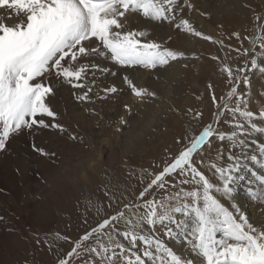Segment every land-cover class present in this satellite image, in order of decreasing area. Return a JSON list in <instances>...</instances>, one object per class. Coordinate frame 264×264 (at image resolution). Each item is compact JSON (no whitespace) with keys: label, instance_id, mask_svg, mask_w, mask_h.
<instances>
[{"label":"snow or ice","instance_id":"1","mask_svg":"<svg viewBox=\"0 0 264 264\" xmlns=\"http://www.w3.org/2000/svg\"><path fill=\"white\" fill-rule=\"evenodd\" d=\"M185 5L192 7L187 0L184 4H178L177 0H0V9L7 10L6 14H0V152L6 150V142L11 136L23 129L31 130L35 126L64 131L60 123H46L42 118L46 116L55 120L57 116L48 103L54 88L51 81L43 82L44 77L54 73L57 79H62L73 88L87 87V91L77 96L78 100L87 101L92 87L84 81L89 71L94 77L93 85L97 72L117 75L89 57H102L121 67L154 69L183 55L162 48L156 42H142L140 37L146 35L143 31L124 30L125 24L120 18L127 12H138L159 22L179 19L176 28L205 40L211 39L196 31L187 19L177 15ZM13 19L14 23L8 22ZM233 35L239 39L238 33ZM259 48L260 52L251 58L250 68H238L234 73L225 66L223 70L233 85L242 80L248 87L250 79L247 72L258 69L264 73V40ZM244 54L249 55V50L245 49ZM258 57L261 59L258 60ZM85 59L87 62L82 63ZM37 78L41 82H36ZM124 82L137 98L155 95L147 89L137 88L127 76ZM103 91L106 94L115 93L117 88L113 85ZM229 96L236 98V106L228 108L226 105L218 115L225 110L231 112L237 131L226 135L214 131L212 125L206 126L191 146L155 174L140 192L138 199L144 200L142 205H124L125 210L143 208L144 213L128 218L124 211H118L109 216L80 237L67 256H74L82 242L96 236L95 246H84L85 251L94 254L92 264H96V258L100 264H120L121 259L123 264H197V258L200 264H264V225L257 227L249 222L236 202L237 188L234 187L244 179L242 172L248 167L247 161L264 159V143L259 144L258 155L248 153L247 141L239 137L250 131L260 132L261 127L254 122L257 114L247 109L243 96L237 95L235 86ZM242 104L245 106L241 107ZM258 116L264 121V110ZM213 136H218L222 142L225 139L231 142L228 163L210 165L214 169L215 180L209 178L193 159V153L205 142H210ZM33 149L41 155H49L35 144ZM220 159L223 161L222 155ZM172 173L182 177L179 180L181 185L194 186L192 190L182 188L164 201L145 199L151 189H165L168 183L166 177ZM259 183L261 193L252 198L264 203V176ZM171 186L175 187V183ZM173 200L175 206L172 205ZM120 221H124L127 230H119L117 225ZM106 227H110V231L103 233L107 240L103 243L99 235ZM159 229L163 231L157 235ZM182 235L184 242L191 244V258L182 257L168 244V241ZM117 237H123L131 247L126 248ZM137 242L143 247L138 248ZM59 264H69V261L60 259Z\"/></svg>","mask_w":264,"mask_h":264},{"label":"rangeland","instance_id":"2","mask_svg":"<svg viewBox=\"0 0 264 264\" xmlns=\"http://www.w3.org/2000/svg\"><path fill=\"white\" fill-rule=\"evenodd\" d=\"M6 13L7 10L0 9V14ZM248 14L242 28L237 32L239 39L234 36L231 42H225L209 33L211 38L215 37V49L219 56L226 49L228 55L226 66L234 73L238 68L251 67V58L260 52L259 44L264 40V0H257L252 4L248 8ZM133 15H135L133 12H127L120 18L125 27L133 20ZM13 21L15 19L8 22ZM256 30L258 34L254 37ZM245 49L249 50V55L244 54ZM88 59L114 72H116L114 68L117 70L125 68L114 66L111 60L102 57L92 56ZM175 60H170L165 65L172 67L169 73H155L156 68L133 66L137 67L135 70L139 71V75L127 74L129 80L137 88H147L148 91L155 93L154 96H146L143 99L137 98L124 82V77H118V74L101 75L97 72L93 85L94 77L89 71L84 83L92 87V91L88 93L87 101L77 99V96L88 90L87 87L73 88L62 79H57L54 73L51 77H44L43 82H52L54 94L48 98V103L57 116L55 120L46 116L42 118L46 123H60L64 131L51 127H37L42 131L48 130L49 133L42 138L45 145L40 143L44 147H40L41 145L39 147L44 149L50 146L51 138L54 136L65 142H57L54 147L57 160L49 165L52 169H48L47 176L43 178L40 176L33 183L31 192L25 191L22 179L25 173L20 164L22 156L25 157V152H31L32 147L28 146L29 150L24 143L19 142L17 136L21 135L22 130L13 134L6 142V150L0 152V159L5 155V159L10 161L2 164L4 171L0 173V264H59L60 259H68L69 264H92L94 254L85 251L84 246H95L98 238L96 236L82 242L81 248L74 256L71 258L67 256L80 237L118 211H124L128 218L136 213H144L143 208L125 210L124 205H142L144 200L138 199L140 192L155 174L162 171L181 151L190 147L192 141L206 126L212 125L216 132L229 134L233 132L232 113L225 110L222 115H218V112L225 109L226 105L228 108L236 106V98L229 96L233 86L237 88V95H242L244 100L248 97L245 92L249 86L246 87L242 80L239 84L233 85L224 71L209 80L198 95H194L193 106L184 98L179 104L171 89H162L160 83H155L161 81L168 85L167 87H171L170 84L175 82L179 73ZM81 62L86 63L87 59ZM257 71L258 69L247 72L250 86ZM153 77L155 84L148 81ZM143 83L146 85L143 86ZM113 85L117 88L115 93L106 94L103 91L104 88ZM164 112L168 114L166 121L161 118ZM23 131L24 135L29 129ZM87 138L97 141L98 144L90 148ZM211 139L219 138L213 136ZM252 139L248 138V142L252 143ZM149 141L154 142L151 148H147L146 145ZM206 144L207 142L193 153V159ZM104 148H107L108 152L104 151L107 153L102 154L100 158L99 149L101 151ZM35 153L37 154V151ZM39 157L40 159L33 163L46 167L49 163L47 155ZM227 163L226 158L224 164ZM210 165L209 163L203 166L208 168L205 171L203 167L200 168L209 178L213 177L214 172ZM10 167L16 169L6 170ZM13 172L16 175L13 176ZM262 176L264 175L257 174L253 180L260 181ZM181 178L178 173H172L166 177L168 183L165 189L153 188L146 194L145 199L164 201L167 197L175 196L182 188L185 191L192 190L194 186L179 183ZM173 183L175 187L171 186ZM172 205L175 206L174 200ZM117 227L120 231L127 230L124 221H120ZM109 231L110 227L102 230V234L99 235L101 242L107 243L103 233ZM162 231L163 229H159L156 234L159 235ZM117 239L126 248L131 247L123 237ZM172 242L179 246L185 245L183 248L190 245L184 242L183 235ZM137 247L143 246L137 242ZM137 254L142 255V252ZM96 264H100L98 258ZM120 264H123L122 259Z\"/></svg>","mask_w":264,"mask_h":264},{"label":"bare ground","instance_id":"3","mask_svg":"<svg viewBox=\"0 0 264 264\" xmlns=\"http://www.w3.org/2000/svg\"><path fill=\"white\" fill-rule=\"evenodd\" d=\"M187 2L190 3L192 7L188 8L185 5L183 7V11L177 13L179 17L187 19L192 27L196 31L202 32L204 36L210 37L211 34L209 33H213L216 37H220L221 40H224L225 42H231V40H233V37L235 36L233 34L239 32V30L242 28L246 16H249L248 8L251 7L252 4H255L257 0H187ZM177 3L184 4L185 0H177ZM134 14L135 15H133V20L131 21L134 23L129 22L124 30L143 31L146 33V35L144 37H140L142 42H156L160 44L162 48H167L183 54L174 61L177 68L179 67V73L178 77L175 79V82H172L170 84L171 87H167L168 85H164L161 81L155 83H160L161 85L159 86H163L161 87L162 89H171V93L176 96L175 99L177 100V103L180 104V100L184 98L187 100L186 102L189 105L193 106L194 95H198L199 92H201L200 89L204 88L209 83V80H212L213 78L219 76L222 72H224L223 69L227 65L228 57L227 52H225L226 49L225 51H223L220 57L215 49V37L214 39L211 38L209 40H205L203 39V37H197L191 32L178 29L176 28L175 24L179 23V19H176L175 21L169 20L159 22L145 18L138 12ZM14 22L15 21H13L12 23ZM257 34L258 30L255 31L254 37H256ZM213 57H215V59H213ZM260 59L261 58H259L258 60ZM196 61H198V63H194ZM114 69L116 70L118 77H125L127 76V74L136 76L139 75V71L135 70L137 69V67H125L123 69L118 68V70L116 68ZM170 71H172V67L164 65L157 66L155 73H169ZM39 80L40 79L37 78L36 82H40ZM154 80L155 78L153 77L148 81L151 84H155ZM200 80H202V82H200ZM142 81L143 80H141V82ZM145 85L146 84L143 83V86ZM167 92L166 94H168ZM245 94L248 95V97H246L244 100L246 102V107L248 110H251L253 113L257 114L254 118V122L260 125L261 131H250L247 135L239 138L245 139L247 141L248 153H256L258 155V146L260 143H264V122H261L258 116V113L264 110V74L259 70L252 80V86H249V88H247ZM149 108L150 107H148V109ZM167 115V112H164V115L163 117L161 116V118L166 121L168 117ZM237 119L239 120L240 117H238ZM231 126H233L231 128L233 131H237V129L234 127V124ZM23 132L24 131L22 130V133ZM22 133H20L21 135L17 136L20 139L19 142L24 143L27 148L28 146L32 147L31 152H25L24 150H22L26 155L25 157L22 156V164H20V166L24 168L25 173L24 177L22 178L23 185L25 186V191L31 192L33 183H35V181H37L40 176L41 178L47 176L49 172L48 169H52L49 165L53 161L55 162L57 160V154H55L54 152V147H56L57 142L65 141L61 139L58 140L56 136L51 138L52 144L44 148L45 151L49 153V155H47V162L49 163L46 165V167H42L40 164L33 163L38 158L40 159L39 156H42L38 151L37 154L35 153L36 151L33 149V145L35 144L38 147L39 145H41L40 143L45 145V142L42 140V138L46 137L49 134L48 130L42 131V129H38L37 127L35 128L34 126V128L29 130L27 134L23 135ZM225 134L227 135L229 133ZM251 137L253 138L252 143H249L248 138ZM88 143L90 145V148L93 147L92 145L98 144L97 141L92 139H88ZM153 143V141L146 142L147 148H151V146H153ZM230 144L231 142L227 139L223 142H219V139H211L210 142H207L206 146L204 145L202 150H200L195 155L194 161L196 162V164H198L199 168L203 167L204 165H208L209 163H225ZM43 145H41L40 147H44ZM104 151L108 152V149L104 148L103 150L101 149V151L99 149L98 156L100 158L102 154L105 155L107 153H104ZM14 153H16V151ZM221 155L223 156V161H221L220 159ZM5 157V155H2V158L0 159V173H3L4 171V167L2 166V164H7L8 162H10L8 159H5ZM200 161H203V163H199ZM247 165V169L242 172L244 179L238 182V186H234L237 188L236 202H238V204L240 205L241 211L249 218V222L254 226L260 227L261 225H264V203H259L256 199L252 198V196H258L261 193V186L259 181H254L253 178L257 174L264 175V159H258L256 163L247 161ZM12 169H16V167H13ZM12 169L10 167L6 170L12 171ZM207 169V167H203L204 171ZM254 172L256 173L255 175ZM12 174L13 176L16 175L14 172ZM210 178L215 180V178L212 176H210ZM250 194L252 195L250 196ZM168 244L174 249L176 253L180 254L182 257H192L191 244L185 248H183L185 245L181 244V248V246L176 244V242H172V240L169 241ZM197 264H200L199 258H197Z\"/></svg>","mask_w":264,"mask_h":264}]
</instances>
